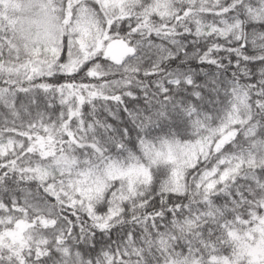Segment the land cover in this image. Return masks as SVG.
I'll return each instance as SVG.
<instances>
[{"label": "snow or ice", "instance_id": "snow-or-ice-1", "mask_svg": "<svg viewBox=\"0 0 264 264\" xmlns=\"http://www.w3.org/2000/svg\"><path fill=\"white\" fill-rule=\"evenodd\" d=\"M0 264H264V0H0Z\"/></svg>", "mask_w": 264, "mask_h": 264}]
</instances>
